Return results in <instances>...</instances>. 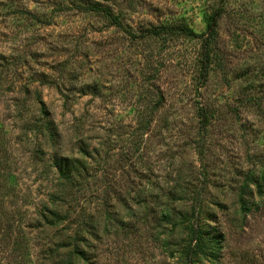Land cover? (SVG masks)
I'll use <instances>...</instances> for the list:
<instances>
[{
    "label": "rangeland",
    "instance_id": "rangeland-1",
    "mask_svg": "<svg viewBox=\"0 0 264 264\" xmlns=\"http://www.w3.org/2000/svg\"><path fill=\"white\" fill-rule=\"evenodd\" d=\"M219 6L205 80L200 38L146 35ZM75 236L79 264H264V0H0V264H62Z\"/></svg>",
    "mask_w": 264,
    "mask_h": 264
},
{
    "label": "trees",
    "instance_id": "trees-1",
    "mask_svg": "<svg viewBox=\"0 0 264 264\" xmlns=\"http://www.w3.org/2000/svg\"><path fill=\"white\" fill-rule=\"evenodd\" d=\"M224 1V0H222ZM86 10H92V11H98L102 12L107 18L110 19V21L121 28H124L123 22L119 15H116L113 13V11L105 6L100 5H87L84 7ZM223 6L217 7L208 17H207V28L206 31L203 33L196 32L192 27H190L187 24H178V25H169V24H161L159 26H156L154 29L150 30V32H147L146 35L148 36H157V37H166V36H173V35H184L189 37H196L200 38L202 42L201 46V55H200V68H201V75L202 78L205 80L211 71V66L215 60L216 55L219 52V46H218V36H219V24L220 20L223 16ZM163 98H161L158 103H162ZM200 116L202 118V123L204 126L207 125V122L209 121V112L206 108L201 107L200 108ZM147 124L142 126L144 130L146 129ZM48 129L50 131V134L52 136H55L56 132H54V126L52 123L48 125ZM56 168L58 170V175L60 177V180H62V183L59 184V190L65 191L69 187H75L77 185V180L75 179L74 172L70 169V159L67 157H56ZM62 200H64V197H61ZM64 217L65 220H68L70 218L68 213L63 214V216H60V211L57 209V212L53 214V220L49 221L50 227L52 229L56 230L58 228V225H60L61 219ZM115 221V218L111 216V214L108 216L106 223H112ZM47 226V222H45ZM88 226V225H87ZM49 227V226H47ZM90 229H94L95 226L92 224L89 226ZM58 231V230H57ZM92 232V231H89ZM98 235V230L96 231V236ZM21 242V240H19ZM192 241H195L194 247H195V254L199 253H207V248H210V244L213 242L212 238L210 236L204 235L203 231L199 229L198 227H195L193 229V236ZM19 242V244H20ZM22 243V242H21ZM70 248L64 247L63 249L68 252L64 254L63 262L62 264H79L81 261H87L89 257V249L92 247V242L86 241L85 239L83 242L78 241L77 236H75L73 239L70 240ZM18 247V246H17ZM61 246H58L56 251L52 254H49L50 256L46 258V263L50 261H54V257H59L61 253ZM210 252L213 254L214 251L211 248ZM59 264V263H58Z\"/></svg>",
    "mask_w": 264,
    "mask_h": 264
}]
</instances>
